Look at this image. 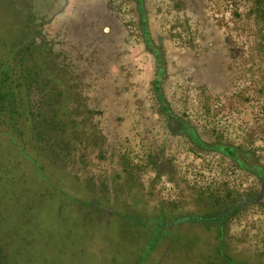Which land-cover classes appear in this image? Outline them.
<instances>
[{"label": "rangeland", "instance_id": "obj_1", "mask_svg": "<svg viewBox=\"0 0 264 264\" xmlns=\"http://www.w3.org/2000/svg\"><path fill=\"white\" fill-rule=\"evenodd\" d=\"M142 1L161 59L139 0H0L31 106L17 145L0 135V264H264V181L156 90L264 166V0ZM201 215L223 216L226 258Z\"/></svg>", "mask_w": 264, "mask_h": 264}, {"label": "trees", "instance_id": "obj_2", "mask_svg": "<svg viewBox=\"0 0 264 264\" xmlns=\"http://www.w3.org/2000/svg\"><path fill=\"white\" fill-rule=\"evenodd\" d=\"M140 1V9L143 20V29L145 35L147 37V42L149 43L153 52H156L161 59V54L155 50L150 39H149V30L147 26V18L145 16V10L143 9V1ZM163 63L160 62V69L163 70ZM162 73V72H160ZM161 77L157 80V93L158 97L161 101L163 109L169 115V118L176 119L178 121V125L180 127V132L186 133L195 143H197L200 147L208 150H218L226 155L230 156L234 161H236L241 167L249 169L250 171L256 172L264 181V166H253L248 163L244 157L243 153L238 147L229 146L224 144H209L206 143L199 136L196 128L191 125L189 122L183 120L175 116L171 110L170 105L164 99L161 88H160ZM24 93H25V85L22 81V76H20V72L14 71V68L11 67V64L8 60H0V135H4L7 138L11 137L13 145H17L16 142V134L15 132L21 129L22 125V116L26 114L27 116L31 113V106L28 105L24 101ZM28 120L30 118H27ZM12 132L15 134L12 135ZM11 133V134H10ZM24 141V140H22ZM3 155L0 156V194L6 184L9 183V172L7 166L3 163ZM258 167V168H257ZM6 197L4 195H0V218H4V213L6 212V204L3 201ZM6 214V213H5ZM222 216H187L186 220H193L196 222H200L203 224L211 223L215 226H218L219 236L222 238L220 242V252L223 257H227L228 255L225 252L226 242L223 239L225 236V228L223 224ZM2 218L0 222H2ZM5 227L0 223V260L6 259V248L9 246L6 238Z\"/></svg>", "mask_w": 264, "mask_h": 264}, {"label": "flooded vegetation", "instance_id": "obj_3", "mask_svg": "<svg viewBox=\"0 0 264 264\" xmlns=\"http://www.w3.org/2000/svg\"><path fill=\"white\" fill-rule=\"evenodd\" d=\"M219 216V215H218ZM222 216V215H221ZM221 218H223V216L221 217Z\"/></svg>", "mask_w": 264, "mask_h": 264}]
</instances>
